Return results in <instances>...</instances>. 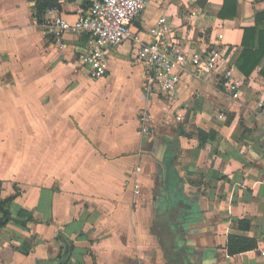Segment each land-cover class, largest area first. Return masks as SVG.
<instances>
[{
  "label": "crops",
  "instance_id": "crops-1",
  "mask_svg": "<svg viewBox=\"0 0 264 264\" xmlns=\"http://www.w3.org/2000/svg\"><path fill=\"white\" fill-rule=\"evenodd\" d=\"M37 1L0 0V264H264V56L247 77L235 64L264 0L228 19L224 0H150L133 23L149 40L165 17L192 51L221 33L238 99L215 76L149 93L129 42L91 79L75 60L87 37L59 49L43 28L85 4L54 0L38 23ZM230 237L253 246L229 254Z\"/></svg>",
  "mask_w": 264,
  "mask_h": 264
},
{
  "label": "built area",
  "instance_id": "built-area-1",
  "mask_svg": "<svg viewBox=\"0 0 264 264\" xmlns=\"http://www.w3.org/2000/svg\"><path fill=\"white\" fill-rule=\"evenodd\" d=\"M150 0H79L85 4L76 20L69 22L56 17L46 20L43 28L59 49H64L68 32L87 37L86 44L77 49L75 60L82 72L91 79L106 77L111 50L124 42L133 49V62L149 93L172 96L184 76L217 77L225 80L234 99L239 98L240 83L233 78V62L222 50L223 35L217 34L205 51H192L181 42L165 17L159 18L146 34L133 32L134 21ZM262 104L259 103V107ZM221 117V116H220ZM178 119H180L178 117ZM150 114L140 116V131H150ZM136 170H140L137 168ZM138 194L137 189L134 191Z\"/></svg>",
  "mask_w": 264,
  "mask_h": 264
},
{
  "label": "trees",
  "instance_id": "trees-1",
  "mask_svg": "<svg viewBox=\"0 0 264 264\" xmlns=\"http://www.w3.org/2000/svg\"><path fill=\"white\" fill-rule=\"evenodd\" d=\"M54 0H39L35 4L34 18L38 23L43 22V16L46 9L54 7ZM235 0H224L220 11V17L224 19L233 18L235 16ZM242 52L236 61V68L244 75L249 76L254 68L258 65L264 56V11L255 14V25L245 28L242 37ZM9 199L0 201V212L3 214L2 223L9 219V212L6 204ZM160 222L155 223L154 232L161 234ZM162 235V234H161ZM251 243L239 237H230L227 243V251L229 254L242 252L250 247Z\"/></svg>",
  "mask_w": 264,
  "mask_h": 264
},
{
  "label": "water",
  "instance_id": "water-1",
  "mask_svg": "<svg viewBox=\"0 0 264 264\" xmlns=\"http://www.w3.org/2000/svg\"><path fill=\"white\" fill-rule=\"evenodd\" d=\"M2 223V221H0V224Z\"/></svg>",
  "mask_w": 264,
  "mask_h": 264
}]
</instances>
